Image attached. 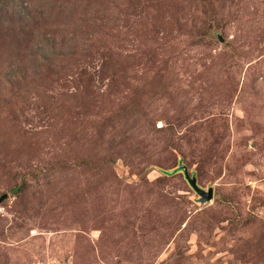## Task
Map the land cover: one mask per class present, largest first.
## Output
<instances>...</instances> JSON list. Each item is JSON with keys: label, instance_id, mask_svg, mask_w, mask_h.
<instances>
[{"label": "rangeland", "instance_id": "1", "mask_svg": "<svg viewBox=\"0 0 264 264\" xmlns=\"http://www.w3.org/2000/svg\"><path fill=\"white\" fill-rule=\"evenodd\" d=\"M0 198V264H264V0H0Z\"/></svg>", "mask_w": 264, "mask_h": 264}, {"label": "water", "instance_id": "2", "mask_svg": "<svg viewBox=\"0 0 264 264\" xmlns=\"http://www.w3.org/2000/svg\"><path fill=\"white\" fill-rule=\"evenodd\" d=\"M185 174L188 177V181H189L190 185L192 186V188L201 196L200 199L202 201H207V200L212 199V197H213V188L212 187H210L208 190H205L204 188L200 187L197 184V181L195 178L190 177L187 172ZM2 198H0V200Z\"/></svg>", "mask_w": 264, "mask_h": 264}]
</instances>
